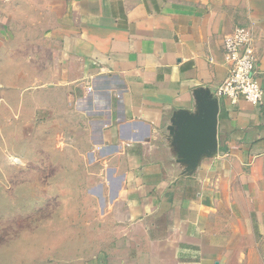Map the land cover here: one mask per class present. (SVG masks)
Listing matches in <instances>:
<instances>
[{"label":"crops","instance_id":"1","mask_svg":"<svg viewBox=\"0 0 264 264\" xmlns=\"http://www.w3.org/2000/svg\"><path fill=\"white\" fill-rule=\"evenodd\" d=\"M6 1L23 10V122L98 174L101 264H264V100L216 97L217 147L192 171L169 129L214 95L238 25L264 91V0Z\"/></svg>","mask_w":264,"mask_h":264},{"label":"rangeland","instance_id":"2","mask_svg":"<svg viewBox=\"0 0 264 264\" xmlns=\"http://www.w3.org/2000/svg\"><path fill=\"white\" fill-rule=\"evenodd\" d=\"M5 1L0 0V264H101L106 227L88 193L98 174H85L82 161H65L70 151L53 148L52 127L39 132L23 122V87L31 85L23 82V10Z\"/></svg>","mask_w":264,"mask_h":264},{"label":"water","instance_id":"3","mask_svg":"<svg viewBox=\"0 0 264 264\" xmlns=\"http://www.w3.org/2000/svg\"><path fill=\"white\" fill-rule=\"evenodd\" d=\"M196 110H180L171 120L170 131L179 162L192 171L202 155H211L217 147L218 100L207 89H198Z\"/></svg>","mask_w":264,"mask_h":264},{"label":"built area","instance_id":"4","mask_svg":"<svg viewBox=\"0 0 264 264\" xmlns=\"http://www.w3.org/2000/svg\"><path fill=\"white\" fill-rule=\"evenodd\" d=\"M225 78L214 90L215 97H227L235 103L239 97L252 105H261L263 88L256 76V57L253 50V31L238 25L223 37Z\"/></svg>","mask_w":264,"mask_h":264}]
</instances>
